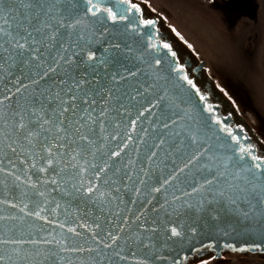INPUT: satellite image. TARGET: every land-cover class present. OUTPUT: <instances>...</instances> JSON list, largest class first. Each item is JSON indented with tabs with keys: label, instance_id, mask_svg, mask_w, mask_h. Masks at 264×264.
Here are the masks:
<instances>
[{
	"label": "snow or ice",
	"instance_id": "1",
	"mask_svg": "<svg viewBox=\"0 0 264 264\" xmlns=\"http://www.w3.org/2000/svg\"><path fill=\"white\" fill-rule=\"evenodd\" d=\"M133 11L0 0V264L264 253V153Z\"/></svg>",
	"mask_w": 264,
	"mask_h": 264
},
{
	"label": "rangeland",
	"instance_id": "2",
	"mask_svg": "<svg viewBox=\"0 0 264 264\" xmlns=\"http://www.w3.org/2000/svg\"><path fill=\"white\" fill-rule=\"evenodd\" d=\"M264 140V0H131ZM175 29V31H173Z\"/></svg>",
	"mask_w": 264,
	"mask_h": 264
},
{
	"label": "flooded vegetation",
	"instance_id": "3",
	"mask_svg": "<svg viewBox=\"0 0 264 264\" xmlns=\"http://www.w3.org/2000/svg\"><path fill=\"white\" fill-rule=\"evenodd\" d=\"M130 2L134 3L131 0ZM140 10L139 19L142 17L144 19L156 20L155 28L159 30L160 37H163V41L172 46L173 51L177 53V58L185 66L189 77L193 79L194 83L201 90V93L207 97L206 103L212 106L214 113L221 119L222 123L226 127L231 128L233 134L238 138L246 136L247 143L252 144L258 153H264V140L262 137L245 118L238 115L234 106L227 102L222 93L219 92L220 89L214 86L211 78L205 73L204 65H202L203 62L191 59L160 27L157 18L153 15L145 14L141 8ZM157 38L159 39V37ZM240 129H243V131L241 132ZM213 256H216L214 251H204L200 254L194 253L189 258L188 264H202L203 260H210V264H264V253H233L230 250L224 249L219 252L216 259H211Z\"/></svg>",
	"mask_w": 264,
	"mask_h": 264
},
{
	"label": "water",
	"instance_id": "4",
	"mask_svg": "<svg viewBox=\"0 0 264 264\" xmlns=\"http://www.w3.org/2000/svg\"><path fill=\"white\" fill-rule=\"evenodd\" d=\"M122 7H125V5H122ZM139 15H137L134 11L132 12V16L129 17L130 20H133V23H135L136 21L139 20ZM154 21L156 22V20L154 19ZM122 30V29H121ZM153 29H142L141 31L143 32H147V31H152ZM202 65H204V63H202ZM197 101L199 102V98H197ZM204 105L201 104V107H203ZM218 127V126H217ZM0 198L2 197V194H0ZM0 208H2V206H0ZM8 211H12V210H8ZM221 251V249H216L214 250V252L216 253V256H218L219 252ZM194 253H192L189 258H191L193 256Z\"/></svg>",
	"mask_w": 264,
	"mask_h": 264
}]
</instances>
